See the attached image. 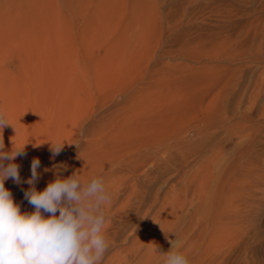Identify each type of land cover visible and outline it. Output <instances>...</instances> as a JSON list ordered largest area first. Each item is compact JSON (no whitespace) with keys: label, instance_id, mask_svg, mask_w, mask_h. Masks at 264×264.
I'll return each mask as SVG.
<instances>
[{"label":"rangeland","instance_id":"1","mask_svg":"<svg viewBox=\"0 0 264 264\" xmlns=\"http://www.w3.org/2000/svg\"><path fill=\"white\" fill-rule=\"evenodd\" d=\"M263 75L264 0H0V146L25 153L5 188L31 213L33 159L37 191L102 179L101 264H164L211 219L220 249L195 264H264ZM219 149L201 201L194 174Z\"/></svg>","mask_w":264,"mask_h":264},{"label":"clouds","instance_id":"2","mask_svg":"<svg viewBox=\"0 0 264 264\" xmlns=\"http://www.w3.org/2000/svg\"><path fill=\"white\" fill-rule=\"evenodd\" d=\"M10 123L0 113V129ZM51 142L53 157L60 154L64 144ZM0 146V264H101L108 249L103 228L104 207L110 203L102 179L82 182L77 174L57 177L42 191L35 183L39 179V159L31 161V178L23 181L31 185L24 198L35 209L22 213L13 194L5 188L11 179L21 184L19 165L12 162L25 155L23 148L11 152ZM5 161L9 163L5 164ZM57 212L59 213L57 215ZM43 213H48L47 217ZM163 231V230H162ZM167 237V236H166ZM171 248L160 252L164 264H188L170 241Z\"/></svg>","mask_w":264,"mask_h":264},{"label":"bare ground","instance_id":"3","mask_svg":"<svg viewBox=\"0 0 264 264\" xmlns=\"http://www.w3.org/2000/svg\"><path fill=\"white\" fill-rule=\"evenodd\" d=\"M260 80H262V79H260ZM262 81H264V80H262ZM259 90H260V88H259ZM205 110H206V108H205ZM207 117L205 118V119H207L206 121L203 122V120H202V122L204 123V126H205V127H202L203 132L205 131L204 133H206L207 130L210 131L209 129H211V126L213 124H215V122H216V119L215 120L211 119V118L208 119ZM219 123H221V122L219 121ZM174 147L179 148L180 143H176L174 145ZM220 150L221 149H219L217 152L215 150L216 154L213 153V154H215L214 156H211L209 158L207 157L208 159L206 158L207 160L199 167V169L196 170V172L194 174L196 192L198 193V195L204 194V196L200 197L201 201L206 200V198H205L206 193L205 192L209 188V185L214 180V178H217L216 177V170L219 167V162L221 161L220 158L222 156V154H221V156L219 158ZM219 171H221L220 168H219ZM183 192H186V190H184V188L182 186H178V185L174 186V189H173L174 218L180 216L179 213L181 211L182 203L184 200ZM177 219L178 218H176L175 220H177ZM195 222H196L195 220H193L192 223L190 222L189 224H191V225H190L189 229H187V232L185 231L186 233L184 232L186 234L184 236L186 238V239H184V241L187 240L186 242H188V243L190 242L189 241L190 234L193 232L194 228L196 227ZM214 222L215 221L212 219L210 222L208 221L207 223L205 222L202 224V222H200L201 228L199 230V234H198L199 236L197 237V240L196 241L192 240L193 242L190 243L189 245L186 243L187 247H186V249L183 250L184 252H182L181 254L186 257V259L188 260V264L198 263L203 259V257H207V256L213 254L215 251L220 249L219 239L223 236L224 232L222 231V229H223L222 226H220L218 224L216 225ZM190 240H191V238H190ZM177 249H179V248H177Z\"/></svg>","mask_w":264,"mask_h":264}]
</instances>
